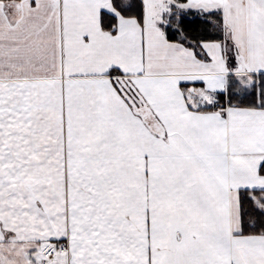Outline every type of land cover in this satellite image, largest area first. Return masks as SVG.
<instances>
[{
	"label": "snow or ice",
	"instance_id": "6c2138e0",
	"mask_svg": "<svg viewBox=\"0 0 264 264\" xmlns=\"http://www.w3.org/2000/svg\"><path fill=\"white\" fill-rule=\"evenodd\" d=\"M0 264H264V0H0Z\"/></svg>",
	"mask_w": 264,
	"mask_h": 264
}]
</instances>
